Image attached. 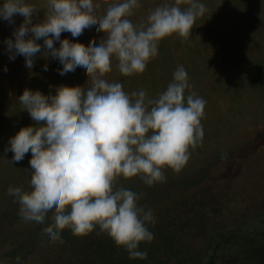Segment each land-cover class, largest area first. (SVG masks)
I'll list each match as a JSON object with an SVG mask.
<instances>
[{"label":"clouds","instance_id":"1","mask_svg":"<svg viewBox=\"0 0 264 264\" xmlns=\"http://www.w3.org/2000/svg\"><path fill=\"white\" fill-rule=\"evenodd\" d=\"M182 3L188 5L184 10ZM140 7L139 0H47L44 20L35 24L40 9L26 0H5L0 7V18L9 24L16 15L24 18L13 32L15 39L5 41L10 60L23 56L32 69L41 53L59 60L61 76L84 68L91 84L87 89L61 86L55 95L23 91L19 104L35 124L10 138L5 152L14 153L17 163L31 152V191L9 186L7 195L20 205L25 221L44 225L51 213L52 223L42 230L51 243H64L66 228L83 237L98 227L133 260L147 258L138 249L153 241L148 225L156 221L152 209L139 203L144 194L118 183L138 176L152 187L166 180L165 169L181 172L190 149L202 146L206 105L191 91L182 65L157 98L146 90L129 94L122 83L105 79L113 58L121 75L143 74L161 40L176 34L187 41L196 19L208 11L199 0H175L151 10L146 25L133 24L129 17ZM102 8L106 11L98 15ZM97 24L96 31L105 34L98 46L60 39L64 32L80 37ZM41 39L43 46L37 43Z\"/></svg>","mask_w":264,"mask_h":264},{"label":"rangeland","instance_id":"2","mask_svg":"<svg viewBox=\"0 0 264 264\" xmlns=\"http://www.w3.org/2000/svg\"><path fill=\"white\" fill-rule=\"evenodd\" d=\"M4 2L0 0V7ZM26 2L40 9L33 16V24L43 22L47 0ZM199 2L208 11L196 19L187 41H182L176 34L161 40L158 55L147 64L145 72L130 77L120 74L118 61L113 58L112 71L105 76L109 82L122 83L124 91L129 94L146 90L150 97L157 98L172 82L175 70L182 65L188 73L189 83L193 85L191 91L206 101L205 115L201 120L204 130L202 146L190 149V159L181 172L165 169L164 183L186 177L204 186L209 179L207 174L204 175L205 167L214 162L217 154L224 153L223 156L228 157L239 148L249 150V147L252 153L264 150V0ZM139 3L141 7L134 9V15L129 19L133 24L146 25L151 10L164 4H175V0H139ZM179 7L184 10L188 5L182 3ZM105 11L106 8H102L97 14L102 15ZM23 19L16 15L15 23L9 24L0 18V177L3 178L2 183H7V189L9 186H24V191H31V152L18 163L12 161L14 153L5 152L10 138L23 128L25 121L28 126L35 123H32L29 113L22 110V106L19 110L16 99L25 89L55 95L56 89L61 86L87 89L91 84L84 68L78 67L74 73L61 76L59 69L63 65L59 60L50 56L45 59L41 53L36 54L32 69L25 66L23 56L17 55L14 60H10L5 41L8 38L15 39L13 32ZM98 26L85 29L83 35L76 38L70 32H64L60 39L85 46L94 41L98 46L105 35L96 31ZM31 36L29 33L26 38ZM37 43L43 46V39ZM54 46L59 48V41H54ZM45 64L48 66L47 71L43 70ZM188 94L186 90L185 96ZM214 174L215 171L211 172V177ZM118 186L141 193L147 185L137 176L130 180L121 178ZM7 197L6 201L0 198V264H11L10 261L17 257L22 259L24 254H29L38 241L48 237L42 230L52 223L51 213L44 225L25 221L19 215L20 205L15 202V198ZM8 219L15 224V227H10L13 228L11 233L5 230L2 223ZM61 236L68 240L77 237L67 228ZM22 239L26 240L25 243L20 242Z\"/></svg>","mask_w":264,"mask_h":264},{"label":"trees","instance_id":"3","mask_svg":"<svg viewBox=\"0 0 264 264\" xmlns=\"http://www.w3.org/2000/svg\"><path fill=\"white\" fill-rule=\"evenodd\" d=\"M16 102L21 110L18 98ZM239 149L228 157L215 156L205 167L209 179L204 186L183 177L141 190L144 196L139 203L152 209L156 221L148 225L153 241L142 242L138 249L147 252L144 260L130 259L97 227L87 236L62 237L64 243L44 237L29 254L10 263L264 264V150H255L256 154L250 147ZM2 182L0 177V198L6 201L7 183ZM9 219L2 223L11 233L15 224Z\"/></svg>","mask_w":264,"mask_h":264}]
</instances>
